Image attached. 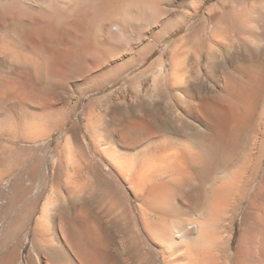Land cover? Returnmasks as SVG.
I'll use <instances>...</instances> for the list:
<instances>
[{
	"label": "bare ground",
	"instance_id": "6f19581e",
	"mask_svg": "<svg viewBox=\"0 0 264 264\" xmlns=\"http://www.w3.org/2000/svg\"><path fill=\"white\" fill-rule=\"evenodd\" d=\"M21 1L0 0V33L12 47L9 49L10 60L17 67V78H29L33 88L38 90L42 87L44 92L42 102H35L34 98L24 102L15 100L19 105L24 103L21 109L22 128L35 137L50 135L68 121L66 112L59 116L68 102L66 89L71 87L68 83L73 81L75 85L72 86L79 87L86 95L106 88L134 68L127 67V62L121 63L123 58L131 55V50L120 49L100 39L105 22L108 23L107 29L115 28L111 32L105 30L113 41L122 22L125 25L124 21L133 16L131 9L135 4L148 9L155 23L163 22L164 33L168 36L189 25V20L181 24L170 23L162 8L167 0H39L44 5L42 8L22 4ZM226 1L219 0L218 5L207 9V14L218 9L214 17L219 19L220 25H231L230 33L224 37L210 31L208 52L204 50V53L212 61L200 62L202 66L199 65L193 84L187 79L188 73L175 67L178 73L175 77L172 75V80L180 86L177 93L185 99L182 109L184 118L179 119V126L176 121L172 122L174 127L170 126L168 119L162 116L164 105L158 104L153 109L149 108L153 111L152 119L139 117L127 121L117 134L113 132L109 136L108 143L101 140L98 148L107 166L127 182L133 178L135 185L144 188L148 194L164 195V211L159 212L160 216H164V224L157 234L154 233V240L167 255L180 244L197 243L202 236L206 239L211 237L216 242L211 225L220 210L219 205L225 210L240 205L257 172V158L264 141V59L258 66L233 65L231 62L227 76L223 74L224 70L221 71L224 76L221 73L219 76L217 69L225 60L231 59L233 51L259 46L264 42V36L256 31L253 19H246L245 22L227 20ZM194 28L189 29L195 31ZM155 46L141 50V64L155 52ZM4 50L0 47V55L5 56ZM17 50L22 55L15 54ZM220 61H223L222 64ZM157 62L159 71L164 73V59L161 57ZM219 62L221 65L217 64ZM41 64L47 65L59 77L66 75L67 65H72L75 76L67 83L66 78H55L57 74L53 73L54 77L44 74L39 66ZM216 87L220 91L219 99L213 100L208 95H212ZM142 110L146 112L148 108L142 106ZM164 125L167 126L166 137L177 139L182 144L164 143V147H154L158 154L164 152V156L151 160L149 153L140 149L147 147ZM184 130H196L197 133L187 135ZM123 151L143 160L141 170L136 171L132 164L127 166ZM83 161V164L74 165L71 174L77 175L79 170L88 173L90 168L95 167L101 180L111 178L92 159ZM73 178L69 176L65 184H71L69 181ZM218 181H226L227 184L222 186L223 191L217 190L220 196L224 195L220 198L217 195V206L215 184ZM75 191L71 186L66 189L67 193ZM54 195L52 190L34 226V250L44 263L117 264L115 249L110 245L99 214L83 207L81 200L78 203L72 201L70 207H54ZM118 209L113 206L107 213L115 214ZM63 210L68 212V217L62 216L60 212ZM125 210L132 219L135 218L131 207H125ZM187 250L188 247L181 252ZM116 251L119 253V249L116 248ZM8 263L6 259L5 264ZM30 264H33L32 261Z\"/></svg>",
	"mask_w": 264,
	"mask_h": 264
},
{
	"label": "rangeland",
	"instance_id": "374dc122",
	"mask_svg": "<svg viewBox=\"0 0 264 264\" xmlns=\"http://www.w3.org/2000/svg\"><path fill=\"white\" fill-rule=\"evenodd\" d=\"M166 2L162 8L170 23L181 24L189 20L188 26L169 36L164 33L163 22L155 23L148 9L135 4L131 9L133 16L124 21L125 25L122 22L121 29L116 32L115 40L112 41L107 33L113 29L115 31V28L107 29L108 23L103 24L100 39L113 43L120 49L131 50V55L123 58L121 63L127 62V67L134 68L120 75L106 88L83 95L79 87L72 86L75 85L72 83L75 75L72 65H67L65 74L69 77L60 76L66 78V82L68 79V82H72H67L68 86H71L66 89L68 102L59 116L66 112L69 118L64 125L47 136L35 137L22 128L21 109L24 108V103L19 102L21 103L19 105L17 102L30 98L31 100L34 98L35 102H42L44 92L42 87L38 90L33 88L29 78H17L19 76L17 67L10 60L9 49L12 47L0 33V47L5 49V56L0 55V115H2L0 117V264H5L6 259L9 260L8 264H30L31 261L33 264H45L43 258H40L34 250L33 235L41 207L52 190L56 194L54 207H70L72 201L78 203L81 200L80 204L83 207L99 214L107 238H110V245L115 249L117 264H264V141L257 158V172L253 185L242 203L232 209L228 206L227 210L219 205L220 210L213 217L216 224L212 223L211 229L217 237L216 242L211 237L206 239V236H202L192 245L180 244L168 255L161 251L154 240L164 224L162 220L164 216H160L159 213L164 211V195L153 193L154 197L148 194L144 188L135 185L133 178L127 182L107 166L99 153L101 140L108 143L109 136L113 132L117 134L123 124L129 120L139 117L152 119L153 111L150 109L158 104L164 105L162 116L168 119L171 127H174L173 121L178 122L180 118H184L182 109L185 99L183 100L184 97L177 93L180 86L173 82L172 75L175 77L178 69L183 70L188 73L186 78L189 79V83L193 84L196 73L202 66L200 62L212 61L206 56L210 31H215V34L221 37L230 33L231 25L227 24L224 27L220 25L219 19L215 18L218 9L207 14V9L215 4L218 5L219 0H167ZM21 3L31 4L36 8H42L43 5L39 0H22ZM225 6L228 11H225L227 20L245 22L246 19H253L256 31L264 36V0H227ZM190 27L195 31H191ZM154 44L155 52L141 64L143 61L141 50L146 51L145 48L154 47ZM253 47L238 52L233 51L230 60L222 61L224 64L220 61L222 66L217 69V74L220 76L224 70L223 74L229 75L231 62L233 65H260L264 59V42ZM204 50H207L206 53ZM17 51L14 53L22 55ZM161 57L165 62L164 73L159 71L157 65ZM220 62L217 64L221 65ZM39 66L44 74L54 77V72L50 71L47 65ZM56 77L62 79L59 75ZM219 92L216 87L214 93L208 96L218 100ZM142 106L147 107L148 110L145 112ZM127 110L129 112H126ZM166 127L164 125L159 129L160 134L150 140L147 147L140 149L141 152L146 150L151 160L159 155L164 156V152L158 154L154 147H164V143L182 144L177 139L166 137ZM184 132L187 135L197 133L196 130L194 132L184 130ZM115 149L119 150V147L115 146ZM122 154H126L125 163L128 167L132 164L136 171L141 170L143 164L141 158L133 153L127 154L125 151ZM87 158L92 159L93 163L98 168L104 169L111 178L106 181L101 180L95 167L90 168L88 173L79 170L77 175L71 174L74 165L83 164V160ZM69 176L75 177L67 186L65 182ZM52 180L55 186L51 183ZM225 183L218 181L215 184L216 203L218 196L224 197V195L220 196L217 190L223 189ZM70 186L76 191L67 193L66 189ZM113 206L119 209L115 214L109 215L107 212ZM125 207H131L135 220L130 217ZM64 211L60 213L68 217V212L64 213ZM187 247L188 250L182 253L181 250ZM116 248L119 249V253ZM192 260H196V263Z\"/></svg>",
	"mask_w": 264,
	"mask_h": 264
}]
</instances>
